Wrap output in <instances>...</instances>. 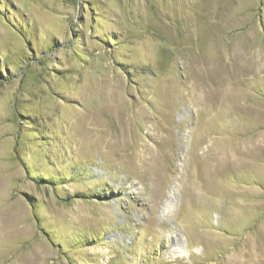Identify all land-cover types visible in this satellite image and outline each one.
<instances>
[{"label": "rangeland", "instance_id": "obj_1", "mask_svg": "<svg viewBox=\"0 0 264 264\" xmlns=\"http://www.w3.org/2000/svg\"><path fill=\"white\" fill-rule=\"evenodd\" d=\"M0 264H264V0H0Z\"/></svg>", "mask_w": 264, "mask_h": 264}]
</instances>
